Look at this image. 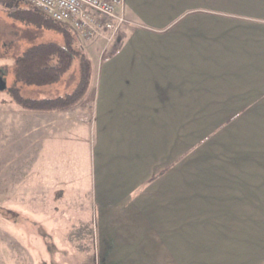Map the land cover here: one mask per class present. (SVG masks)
<instances>
[{"label":"crops","instance_id":"1","mask_svg":"<svg viewBox=\"0 0 264 264\" xmlns=\"http://www.w3.org/2000/svg\"><path fill=\"white\" fill-rule=\"evenodd\" d=\"M123 14L121 41L86 53L92 120L39 114L69 157L84 148L99 264H264V0Z\"/></svg>","mask_w":264,"mask_h":264},{"label":"rangeland","instance_id":"2","mask_svg":"<svg viewBox=\"0 0 264 264\" xmlns=\"http://www.w3.org/2000/svg\"><path fill=\"white\" fill-rule=\"evenodd\" d=\"M17 7L27 6L0 0V73L6 81V89L0 91V264H99L93 204L85 187L84 148L69 157L70 142L51 140L52 120L40 117L41 112L22 110L8 91L14 85L18 55L34 44L63 43V38L54 30L10 17L8 12ZM98 37L87 41L77 37V45L95 61L108 54L99 51L106 40L99 43ZM121 38L115 35L114 47ZM77 78L74 59L58 83L18 87L25 97L48 98L69 91ZM83 101L79 119L90 122L91 101ZM62 147H66L62 162L53 166L54 154Z\"/></svg>","mask_w":264,"mask_h":264},{"label":"trees","instance_id":"3","mask_svg":"<svg viewBox=\"0 0 264 264\" xmlns=\"http://www.w3.org/2000/svg\"><path fill=\"white\" fill-rule=\"evenodd\" d=\"M8 15L36 27L59 32L63 38V43L48 41L34 44L15 58L12 70L14 85L8 90L12 101L30 112H62L79 104L89 89L93 69L89 56L77 45L76 35L28 6L11 9ZM74 59L78 60V78L69 91L48 98H29L20 93L18 85L47 86L60 82Z\"/></svg>","mask_w":264,"mask_h":264},{"label":"built area","instance_id":"4","mask_svg":"<svg viewBox=\"0 0 264 264\" xmlns=\"http://www.w3.org/2000/svg\"><path fill=\"white\" fill-rule=\"evenodd\" d=\"M44 17L62 24L80 40L115 35L126 19L125 0H17Z\"/></svg>","mask_w":264,"mask_h":264},{"label":"flooded vegetation","instance_id":"5","mask_svg":"<svg viewBox=\"0 0 264 264\" xmlns=\"http://www.w3.org/2000/svg\"><path fill=\"white\" fill-rule=\"evenodd\" d=\"M1 85H5V88L3 89V90H5L6 89V81L4 79V76L0 73V87H1Z\"/></svg>","mask_w":264,"mask_h":264},{"label":"water","instance_id":"6","mask_svg":"<svg viewBox=\"0 0 264 264\" xmlns=\"http://www.w3.org/2000/svg\"><path fill=\"white\" fill-rule=\"evenodd\" d=\"M5 88V85H1L0 90H3Z\"/></svg>","mask_w":264,"mask_h":264}]
</instances>
